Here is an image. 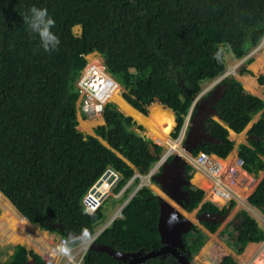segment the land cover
Here are the masks:
<instances>
[{"label":"trees","instance_id":"obj_1","mask_svg":"<svg viewBox=\"0 0 264 264\" xmlns=\"http://www.w3.org/2000/svg\"><path fill=\"white\" fill-rule=\"evenodd\" d=\"M33 6L47 8L55 20L58 50L45 52L24 23ZM76 24L82 27L79 34L73 31ZM263 36L264 0H0V191L42 229L65 237L79 235L82 229L94 231L104 213L101 206L92 212L85 209L81 198L89 185L110 164L122 173L115 187L118 191L133 174L132 165L139 172L147 170L162 145L140 136L136 128L143 126L112 101L103 106L104 122L94 126L95 135L77 128V79L87 63L86 55L92 51L102 55L106 71L123 86V97L130 105L144 114L164 112H155L158 117L142 116L145 125H157L167 134L171 123L166 117L171 118L165 113L171 112L172 136L177 137L201 84L224 71L223 47L241 58ZM250 60L246 58V63ZM245 65L240 71L251 72ZM258 81L264 82V74ZM220 83L224 89L215 110L227 126L209 117L206 130L219 141L202 142L192 154L204 150L225 157L233 146L228 127L241 131L260 111L248 129L260 138L238 145L242 166L256 173L264 168V100L234 76H226ZM128 103L123 101L121 108ZM152 142L154 154L149 149ZM193 170L191 164L185 165L187 178ZM136 184L124 188L122 199ZM185 188V207L190 211L199 205L204 190L193 183ZM247 198L264 213V176ZM234 203L230 200L219 209L205 200L198 213H223ZM158 214L159 197L149 186L140 187L96 241L124 252L157 249L161 246ZM12 216L18 218L14 212ZM238 218L237 224L229 223L220 230L219 238L241 252L248 241L264 238V228L246 210H240ZM202 224L214 231L219 221L202 220ZM206 237L197 225L183 234L192 254ZM28 256L37 264H46L21 243L15 244L10 257L0 264H26ZM201 256L213 264H238L219 241L209 243ZM83 264L125 263L88 248ZM137 264L178 263L173 258L153 257Z\"/></svg>","mask_w":264,"mask_h":264},{"label":"crops","instance_id":"obj_2","mask_svg":"<svg viewBox=\"0 0 264 264\" xmlns=\"http://www.w3.org/2000/svg\"><path fill=\"white\" fill-rule=\"evenodd\" d=\"M93 52H97V51H93ZM226 52H228V56H226ZM226 52L224 51V59H225V63H226L224 71L219 76H217V78H215L214 80L210 79V80L203 82L201 84L202 88H206V92H207L211 88H213V86L216 83H220L221 80L224 79L226 76L227 77L234 76L236 79H238L242 83V85L244 86L245 89H247L251 93L261 97L264 100V82L259 83V81H258V76L260 74H264V41L259 46L253 47L245 56H243L241 58L233 57L232 55H230V51H226ZM86 58H87V63L88 62L93 63V59H90V57H87V56H86ZM246 58H251V60L248 63H246ZM243 64L244 65L246 64L245 65L246 68L249 69L251 72H247V71L241 72L240 68L242 67ZM117 83H118V81H117ZM117 83H116V85H117ZM121 96L124 99V101L126 103H128L125 100V98L123 97V94ZM79 101H80V97L78 98L77 103H76V107H77L76 108V115H77L78 124L81 125V127H82L81 129H82V131H84V133L95 135L94 126L98 123L104 122L102 114H100V115H86L85 113L81 112L80 107H79ZM112 102H114L115 104L117 103L114 100ZM128 104H125L124 107L128 106ZM116 106H117V104H116ZM117 107H119V105ZM124 107L123 108L119 107V108L121 109V111L123 113L130 115V116H133V119L138 121L137 123H139L143 126V128H142L143 133H145L146 137H151L153 142L162 145V151L160 153H158V154H162V152H164L163 146L166 144V142L158 139L154 134L151 133V127L148 125H145V123L143 122V120H145V119L136 117L135 114H132L131 112L125 110ZM133 108L135 110H137L138 113H140L141 116H143V117L150 116L149 114H151V112H152L151 111V112H148L147 114H144L141 111H139L137 108H135V107H133ZM156 111H159V110H156ZM160 112H162V111H160ZM162 113H164V112H162ZM259 113H260V111H258L254 115V117L248 122V123H250L249 126H247L248 125V123H247L246 126L241 131L237 132V131H234L233 129L228 127V136L233 140L232 148L230 149L229 153L225 157L219 156L213 152H209L211 157L213 159H215L216 161L220 162V164L223 167H225L227 165L234 164L236 159L239 158L238 145L240 143L248 144V139L255 138V137H251L252 134L248 133V129L251 127L253 122H255L258 119ZM165 114H168L171 118V120H170L171 124H170L169 130H168V133H167V138H168L169 135L172 137V131H173V126H174V122H173L174 116L171 112H167ZM218 121L221 123V121H223V120L221 118H219ZM83 123H85V124H83ZM223 125L227 126L226 123ZM145 128H147L149 130L148 133H146ZM136 131H137V128H136ZM138 134H139V132H138ZM97 137L105 145H108V143L105 139H103L99 135H97ZM257 137L258 138H256V139L260 138L259 136H257ZM262 157L264 159V155ZM132 166L134 168V172L131 175V177L126 181L127 186H129L130 183L135 184L136 181L138 182L137 176L133 177V175L139 171L134 165H132ZM236 168H237V175L235 176V180L231 186L239 194V197L244 199L245 201L244 202L242 200H240L239 202L236 201L232 207H229L230 212H229L228 216L231 214V216H230V217H232L231 223L237 224L239 222L238 212L243 209V210H246L250 215L254 216L258 220V223L264 228V213L261 211V209L258 206L250 204L248 201V198H247L250 195V193L255 189L259 180L264 176V168L259 169L256 173L247 171L242 165H240V166L237 165ZM193 169H194L193 174L191 176V180H192L193 184L197 185L198 187H200L204 190V195H203L201 202L205 201V200H209V201L213 202L215 205H217L219 207V209L222 208V206H226V205L228 206L230 200H228L225 197H218V196L216 197L215 195L212 194V191H210V190H212V187L214 185L213 180L204 177L200 173V171L198 169H196L195 167H193ZM198 174L200 175L201 178L200 179L198 178L197 180L194 181L193 178L195 176H197ZM223 175H225V174H223ZM224 179L226 180L227 177H224ZM203 181H204V183H203ZM150 188H151V186H150ZM116 192L117 191L113 190V192L111 194H109V196L104 200L102 205L105 203V201L108 200V198L111 197V201L113 203L115 201L120 202L117 205V207H118L129 196L128 195L126 198L122 199V194L120 193L117 195ZM86 198L87 197L83 195V197H82L83 204H84V200H86ZM7 200L9 201V204L6 202V197L3 196V198L1 197V201H0L1 202L0 207H3V210L0 211V214H2V215H0V222L4 219H6V221H9L7 228L3 232V234L5 235V242L12 243L13 245H15L16 243H21V244L25 245L28 249H32L33 251L37 252L42 257V259L44 260L45 263H46V259L50 258V259H52L54 264H58L60 261V257H53L51 255V250L53 248H55L60 234H57L58 233L57 231H50L48 229H42L37 224L34 225V223L29 221L25 216H23L17 210V208L13 205V203L8 198H7ZM128 200H129V198L127 199V201ZM126 202L124 203V205L126 204ZM246 202H247V205L245 204ZM86 203L90 206L95 205L94 201L90 198H89V201ZM200 203H199V205L196 206V207H198V209H199ZM11 204H12V206H11ZM87 208L89 211H94V209L92 207H87ZM251 208H252V210H251ZM253 210H255L259 215H261V217L259 218L254 213ZM13 212L18 218L21 217V218L28 220V223L26 225L21 223L22 227L18 226V224L15 222V219L12 216ZM235 220H236V223H234ZM19 221L20 220H18V222ZM220 223L221 222H219V224ZM4 224H6L5 221H4ZM99 225H101V224H98L96 227H98ZM197 227H199L206 234L207 237L204 240L203 244L200 246L199 250L192 254L193 255L192 256L193 257L192 258L193 263H196V264H199V263L213 264L210 261L204 260L201 255H202L203 251L205 250V248L209 245V243H211L212 241H219L222 245H224L230 251L232 257L238 262V264H264V250H263L264 238L259 239V240L248 241L245 244L243 250L241 252H237L234 244L230 245L229 242H227L226 240H221L219 238V232L218 231H216V230L210 231L204 225L203 226H197ZM10 232H12V233H10ZM6 233L13 234L15 236L16 241L10 240L8 235H6Z\"/></svg>","mask_w":264,"mask_h":264},{"label":"water","instance_id":"obj_3","mask_svg":"<svg viewBox=\"0 0 264 264\" xmlns=\"http://www.w3.org/2000/svg\"><path fill=\"white\" fill-rule=\"evenodd\" d=\"M223 89L224 83H216L208 91L207 95H205L206 89H201L194 97L181 127H186L185 136L182 141V146L186 153H191L202 142L219 141L218 138L206 130L205 123L209 117L219 120L220 117L216 114L215 104L222 96ZM118 109L120 108L118 107ZM221 123L225 124L223 121ZM137 131L140 136L146 137L143 129L137 128ZM251 137L258 138L253 134ZM149 149L152 154L155 153L153 143L149 144ZM165 153L167 154V151ZM165 153L157 154L156 158L165 157ZM187 163V158L184 155L180 152H174L171 158L165 157L163 159L160 170L153 177L161 191L167 196L165 197L151 188L152 192L159 197L157 229L162 243L159 248L152 249L146 253L142 251L124 252L97 241H94L89 248L107 252L123 261L129 258V264L157 256L173 258L178 264H196L190 258L192 253L186 248L183 240V234L188 232L196 224L189 216L192 210L188 211L185 207V203L188 200L186 198L188 191L181 189L183 184L193 183L191 178H187L185 174V165ZM146 186L143 185V187ZM229 212V207L226 208L224 213L204 210L200 213L195 212L194 217L199 223H202V220L222 222L228 216ZM76 236L78 235L76 234ZM26 264L37 263L33 256H28Z\"/></svg>","mask_w":264,"mask_h":264},{"label":"built area","instance_id":"obj_4","mask_svg":"<svg viewBox=\"0 0 264 264\" xmlns=\"http://www.w3.org/2000/svg\"><path fill=\"white\" fill-rule=\"evenodd\" d=\"M263 41L264 36L257 46L262 44ZM77 85L80 90L79 107L81 112L85 113L86 115H100L103 110V106L109 99V95L113 87L116 85V82L114 77L109 74L105 70V68L97 65L96 63L88 62L81 70V73L77 79ZM185 130L186 127L181 128L177 137L173 138L177 139L180 136L183 137V135H185ZM166 151L167 150H165L162 154H164ZM173 153L174 152L167 151V154L165 153V157H168ZM180 153L184 155L187 158L188 163L198 169L204 177L213 180L214 185L211 190L213 195H215L216 197H225L228 200H235V202H239L240 200H242L243 202L245 201L244 199L239 197V194L231 186L235 180V176L237 175L236 166L242 165L243 162L240 157L236 159L234 164L223 167L220 162L211 157L209 152L204 150H199L195 154L186 153L182 146V150L180 151ZM165 157L157 158L152 166H150L147 170H144L143 172H137L133 175V177L137 176L138 182L136 186H134L133 190L129 193L128 198H130L138 188L143 187V185H147L150 187V184L154 183L153 177L160 170L162 161ZM224 177H227V179L225 180ZM121 178L122 173L120 172V170L108 164L101 172V174L89 185V187L83 194L87 197L86 200H84L83 204L85 209L88 212H92L89 211L87 207H92L94 210H96L99 206H101L104 200L109 196V194H111L113 190H115V187L117 186ZM126 186L127 183H125L116 192L117 195L120 193L122 194ZM89 198L94 201V206H90L86 203L89 201ZM127 199L117 207L115 212L109 217L106 222L102 223L99 227H96L95 230L91 232L93 234L94 241H96V238L99 236L102 230L112 221L113 218L121 215L122 207ZM64 238L66 237L60 235L56 245ZM85 252L86 251L80 247H74V264H83V257ZM46 263L54 264L52 259L50 258L46 259ZM58 264H69V261L66 258L60 257V261Z\"/></svg>","mask_w":264,"mask_h":264},{"label":"clouds","instance_id":"obj_5","mask_svg":"<svg viewBox=\"0 0 264 264\" xmlns=\"http://www.w3.org/2000/svg\"><path fill=\"white\" fill-rule=\"evenodd\" d=\"M23 19L28 29L38 37L40 48L49 53L58 50L60 38L53 31L56 22L53 17L49 15L47 8L33 6L29 9L28 13L25 14ZM259 42L255 46H257ZM215 58L219 60V54H217ZM115 82L117 83L116 79ZM93 242V234L88 229H82L78 236L69 234L66 238L62 239L55 248L51 250V255L53 257L66 258L69 264H74V247H80L87 251Z\"/></svg>","mask_w":264,"mask_h":264},{"label":"rangeland","instance_id":"obj_6","mask_svg":"<svg viewBox=\"0 0 264 264\" xmlns=\"http://www.w3.org/2000/svg\"><path fill=\"white\" fill-rule=\"evenodd\" d=\"M81 25L80 24H76V25H74L73 26V31L75 32V33H77V34H79L80 32H81ZM223 49L225 50V52L227 51L224 47H223ZM230 55H231V53H230ZM87 57H92V58H90V59H93V63H96L97 65H99V66H101V67H103V68H105V70H106V67H105V64H104V60H103V57H102V55L99 53V52H90V53H88L87 55H86ZM226 56H228V52H226ZM83 69V68H82ZM81 69V70H82ZM80 73H81V71H80ZM217 78V77H216ZM215 79V78H214ZM214 79H212V80H214ZM118 89L115 91V93L111 96V98H109L108 99V101H115V102H117L116 104H117V106L119 105V107H121V103L124 101V99L122 98V92H123V90H124V88H123V86L118 82ZM78 86V85H77ZM79 97H80V95H79ZM78 97V98H79ZM77 103V102H76ZM77 108V107H76ZM125 110H127V111H129V112H131L132 114H135L136 115V117H138V118H143L141 115H137V114H140V113H138V111L137 110H135V109H133V108H130V106L128 105V106H126L125 107ZM155 113V112H154ZM154 113H152L150 116H159V114H163L162 112H158L159 114H154ZM77 116V115H76ZM152 118V117H151ZM169 122H170V120L168 119V118H166ZM166 121V120H165ZM85 124V123H84ZM188 124H189V121H188ZM249 124L250 123H248V125L247 126H249ZM150 127H152V125H150ZM77 128L79 129V130H81L82 131V127H81V125H79V124H77ZM161 130V129H160ZM145 131H146V133H148V129L147 128H145ZM162 131V130H161ZM83 133H84V131H82ZM158 132H159V130H158ZM151 133L153 134V132H152V130H151ZM86 134V133H85ZM184 136L185 135H183V137H182V139H181V142H180V148H178V152H180L181 150H182V141H183V139H184ZM163 137H165L166 138V140H167V137L166 136H163ZM158 138V137H157ZM168 138H169V140H171L170 141V143L172 142V140H177V139H174L173 138V136L171 137L170 135L168 136ZM159 139V138H158ZM160 140H162V141H165V140H163V139H160ZM166 142V141H165ZM171 147V145L170 144H165L164 146H163V151H165V150H167L168 148H170ZM174 152H176V151H174ZM163 153V152H162ZM198 177H200V175L198 174L197 175ZM197 176H195L194 178H193V180L195 181V180H197L196 179V177ZM202 182V181H201ZM203 183H204V181H203ZM150 186H151V188H154V190H156L157 192H159V193H161L162 195H164L165 197H167L166 195H165V193L164 192H162L161 191V189H160V187H159V185L157 184V183H151L150 184ZM3 193L0 191V201H1V197L3 198ZM5 197V196H4ZM6 202L9 204V201L7 200V197H6ZM1 203V202H0ZM120 202H117V201H115L114 203L111 201V197L110 198H108V200L107 201H105V203L101 206V208H102V211H103V213H104V216H103V218L101 219V221H99V224H102V223H104V222H106L108 219H109V217L115 212V209H117L116 207H117V205L119 204ZM240 204V203H239ZM246 205H247V202L245 203ZM12 206V205H11ZM3 210V207H0V211H2ZM198 210V207H195L193 210H192V213L189 215L190 216V218H192L194 221H195V223H196V225L197 226H203V224L202 223H199V222H197V220H196V218L194 217V214H195V212ZM251 210H252V208H251ZM254 211V213L260 218L261 217V215H259L255 210H253ZM231 216V214L225 219V220H223L220 224H219V226H218V228L216 229V231H218V232H220V230H222V229H224V228H226L228 225H229V223H231L232 221H231V218L232 217H230ZM13 218H15V219H17L15 216H13ZM21 221H19L18 222V226H20V227H22L21 226ZM234 223H236V220L234 221ZM34 225H36L35 223H34ZM97 226V225H96ZM10 233H12V232H10ZM57 234H59V233H57ZM6 235H8V237H9V239L10 240H13V241H16L14 238H15V236L13 235V234H8V233H6ZM60 237V236H59ZM13 244L12 243H8V242H5V235L3 234L2 235V233L0 232V260H5V259H7L8 257H9V255H10V252L12 251V249H13ZM193 256V255H192Z\"/></svg>","mask_w":264,"mask_h":264},{"label":"bare ground","instance_id":"obj_7","mask_svg":"<svg viewBox=\"0 0 264 264\" xmlns=\"http://www.w3.org/2000/svg\"><path fill=\"white\" fill-rule=\"evenodd\" d=\"M90 58H91V56H90ZM118 83H117V85H115L114 87H113V89H112V91H111V93H110V95H109V98H111V96L115 93V91L118 89ZM129 106H130V108H133L130 104H128ZM134 109V108H133ZM154 112H160V111H154ZM154 112H151V114L152 113H154ZM151 114H149V115H151ZM149 117V116H148ZM84 124V123H83ZM161 129V127H159V126H157V125H152V127H151V130H152V132H153V134L156 136V137H158L159 139H163V140H165L166 141V143L167 144H170L171 145V147H170V151H177L178 150V148H180L181 146H180V142H181V139H182V136H180L179 138H177V140H172V142L170 143V141L171 140H169V138H167V140H166V138L165 137H163V136H166L167 137V134L162 130H160ZM158 130H159V132H158ZM170 151H168V152H170ZM200 179L201 177H196V179ZM211 191V190H210ZM12 205V204H11ZM0 215H2V214H0ZM15 219V218H14ZM18 220H20V219H15V222L18 224ZM4 221H5V223L6 224H4ZM24 225H26L27 223L24 221V220H20ZM8 222L9 221H6V219H4V220H2L1 222H0V231H1V233H2V235H3V232H4V230L7 228V226H8ZM11 222V221H10ZM27 227V226H26ZM23 229V228H22ZM40 234V233H39ZM15 239V238H14Z\"/></svg>","mask_w":264,"mask_h":264},{"label":"flooded vegetation","instance_id":"obj_8","mask_svg":"<svg viewBox=\"0 0 264 264\" xmlns=\"http://www.w3.org/2000/svg\"><path fill=\"white\" fill-rule=\"evenodd\" d=\"M216 103H217V102H216ZM166 144H167V143H166ZM169 149H170V148H168L167 151H170ZM170 152H174V151H170ZM170 158H171V157H170ZM190 178H191V177H190ZM185 185H186V184H183V185L181 186V189L186 190ZM186 198H187V196H186ZM185 202H186V201H185ZM196 213H198V211H196ZM16 244H17V243H16ZM13 246H14V245H13ZM13 246H12V247H13ZM12 252H13V249H12L11 253H12ZM11 253H10V255H11ZM10 255H9V257H10ZM144 255H145V254H144ZM9 257H8V258H9ZM157 257H159V258H165V257H162V256H157ZM8 258H7V259H8ZM168 258H170V257H168ZM190 258H193V257H190ZM149 259H151V257H150V258H146L144 261H136V262H134V264H137V263H140V262H141V263H145L146 261H149ZM129 261H130V259L127 258V259L124 261V263H125V264H129Z\"/></svg>","mask_w":264,"mask_h":264}]
</instances>
